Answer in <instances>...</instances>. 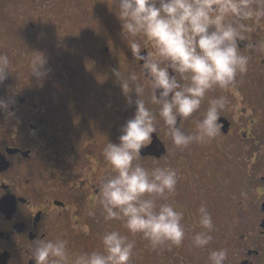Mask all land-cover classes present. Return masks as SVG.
Wrapping results in <instances>:
<instances>
[{
	"label": "flooded vegetation",
	"instance_id": "1",
	"mask_svg": "<svg viewBox=\"0 0 264 264\" xmlns=\"http://www.w3.org/2000/svg\"><path fill=\"white\" fill-rule=\"evenodd\" d=\"M35 6L46 36L38 33L27 53L37 60L44 55L46 76L32 77L27 64L18 72L29 75L27 87L0 94L9 104L7 111L0 109V264H35L29 249L37 239H67L72 254L97 250L106 230L135 241L133 264H208L211 250L228 245V231L236 232L237 243L226 264H264V53L249 49L264 40V30L241 42V50L251 55L249 70L238 77L240 95L228 96L219 135L181 152L160 132L153 141L160 142L161 156L141 154L145 167L177 171L172 200L184 212L183 244L154 250L121 222L106 223L98 203L99 184L111 173L102 149L108 140L119 143L121 127L136 110V94L129 106L113 70L121 68L125 76L140 72L114 0H45ZM19 33L3 40L16 45ZM220 95L214 90L209 98ZM144 99L158 113L147 93ZM207 106L206 99L201 111ZM199 118L184 122L188 133ZM201 204L213 219V239L202 249L192 243L203 230L196 223ZM73 224H86L89 231H74Z\"/></svg>",
	"mask_w": 264,
	"mask_h": 264
},
{
	"label": "clouds",
	"instance_id": "2",
	"mask_svg": "<svg viewBox=\"0 0 264 264\" xmlns=\"http://www.w3.org/2000/svg\"><path fill=\"white\" fill-rule=\"evenodd\" d=\"M114 5L140 72L125 76L121 68L113 70L129 106L132 93L136 94V110L121 127L119 143L108 140L102 149L111 173L99 184L98 203L106 223L119 221L127 233L147 241L152 249L170 250L186 238L184 212L172 200L177 171L145 167L142 150L160 132L181 152L219 135L221 116L230 106L228 96L240 95L238 77L249 70L251 55L241 50V42L264 30V0H114ZM249 49L264 53V40L250 44ZM42 56L30 64L32 77L37 79L46 76ZM9 73V55L0 52V83ZM214 90L222 95L209 98ZM146 93L158 113L147 105ZM206 99L208 106L201 111ZM8 108L0 100V109ZM196 115L200 118L195 120V131L188 133L184 122ZM196 223L203 230L192 236V243L206 248L213 239V219L205 204L196 211ZM72 227L89 231L86 224ZM100 241V249L72 254L67 239H37L29 257L35 264H133L136 244L129 235L106 230ZM227 260L226 249L211 250L208 256V264H226Z\"/></svg>",
	"mask_w": 264,
	"mask_h": 264
},
{
	"label": "rangeland",
	"instance_id": "3",
	"mask_svg": "<svg viewBox=\"0 0 264 264\" xmlns=\"http://www.w3.org/2000/svg\"><path fill=\"white\" fill-rule=\"evenodd\" d=\"M6 1L7 0H0V5L4 3L3 8L0 7V52L7 53L9 55L11 61V73H9L7 78L0 83V94H2V91L6 89H8L9 93H11V89H16L17 86H22L23 88L27 87V84L30 83L29 75L27 74L25 76L23 73L18 72H21L20 69L22 67L27 66V64L30 65L31 62L36 59V55L31 56L30 53H27V50L30 52V49L28 48L29 46L32 49L31 42L36 40V35L41 33V36L42 34L43 36H46V28L42 25V20L44 19L38 16L40 10L37 11L35 6L39 5L38 7L41 8L42 6L40 5H43L45 0H11L9 4ZM5 3H7L6 6ZM34 9H36V12ZM14 32H20V36H18L19 41L16 45L11 42V40H3L4 37L10 36V34H13L14 37ZM23 49H26L25 56H22ZM22 57H25V60H23ZM230 200L226 201V207H229L228 205H230ZM224 209L226 210V208ZM230 223L234 225V220ZM225 243V245H228L225 246L224 249H226L228 253L235 251V245L237 243L235 231H228Z\"/></svg>",
	"mask_w": 264,
	"mask_h": 264
},
{
	"label": "water",
	"instance_id": "4",
	"mask_svg": "<svg viewBox=\"0 0 264 264\" xmlns=\"http://www.w3.org/2000/svg\"><path fill=\"white\" fill-rule=\"evenodd\" d=\"M162 146L158 140H154L153 143L148 146L147 148L142 150V155H155V156H161L163 153Z\"/></svg>",
	"mask_w": 264,
	"mask_h": 264
}]
</instances>
